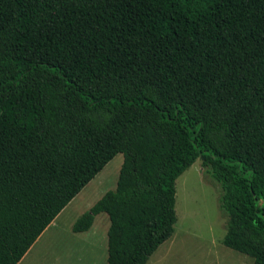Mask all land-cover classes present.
<instances>
[{
	"label": "trees",
	"instance_id": "16d2710c",
	"mask_svg": "<svg viewBox=\"0 0 264 264\" xmlns=\"http://www.w3.org/2000/svg\"><path fill=\"white\" fill-rule=\"evenodd\" d=\"M117 154L105 264L173 232L175 180L219 187L221 244L264 264V0H0V264Z\"/></svg>",
	"mask_w": 264,
	"mask_h": 264
},
{
	"label": "rangeland",
	"instance_id": "374dc122",
	"mask_svg": "<svg viewBox=\"0 0 264 264\" xmlns=\"http://www.w3.org/2000/svg\"><path fill=\"white\" fill-rule=\"evenodd\" d=\"M115 155L66 205L30 247L19 264H105V214L94 216L88 231L73 233V222L105 192L113 190L121 164ZM175 223L171 237L146 264H253L221 244L225 218L218 209L219 187L196 160L174 183Z\"/></svg>",
	"mask_w": 264,
	"mask_h": 264
},
{
	"label": "crops",
	"instance_id": "0c3cea01",
	"mask_svg": "<svg viewBox=\"0 0 264 264\" xmlns=\"http://www.w3.org/2000/svg\"><path fill=\"white\" fill-rule=\"evenodd\" d=\"M66 206L60 211V213L52 220V222L46 227V228H50V227H53L54 226V222L58 219L59 215L61 214V212H63L65 210ZM55 227V226H54ZM90 228V227H89ZM88 231V230H87ZM86 232V231H85ZM82 233V232H81ZM105 243H106V238H105ZM106 246V244H105ZM24 257V256H23ZM22 257V258H23ZM20 262V261H19ZM18 262V264H19Z\"/></svg>",
	"mask_w": 264,
	"mask_h": 264
}]
</instances>
